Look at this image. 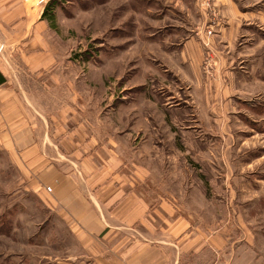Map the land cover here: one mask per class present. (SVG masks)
Returning a JSON list of instances; mask_svg holds the SVG:
<instances>
[{
    "label": "rangeland",
    "instance_id": "obj_1",
    "mask_svg": "<svg viewBox=\"0 0 264 264\" xmlns=\"http://www.w3.org/2000/svg\"><path fill=\"white\" fill-rule=\"evenodd\" d=\"M232 1L236 19L218 0H58L55 27L31 30L16 95L92 142L107 230L92 238L45 204L0 143V264H129L135 245L175 255L192 239L264 264V0Z\"/></svg>",
    "mask_w": 264,
    "mask_h": 264
},
{
    "label": "crops",
    "instance_id": "obj_2",
    "mask_svg": "<svg viewBox=\"0 0 264 264\" xmlns=\"http://www.w3.org/2000/svg\"><path fill=\"white\" fill-rule=\"evenodd\" d=\"M31 1L0 0V46L3 47L0 53V79L1 77L4 79L3 83H0V143L4 144L10 156L19 161L18 163L14 160L17 166L22 165L25 169H29L28 172L33 178V182H37L34 183L35 188H32H40V191L41 189L45 191L38 194L44 203L46 197L42 195L49 192L51 196H48L51 197V202L59 212L66 217H70L74 222L73 224H77L82 231L84 230L92 238H96L98 232L100 235L107 230V225L103 222V219H100L99 212L96 210L98 205L96 202H99L101 197L97 193L91 194L95 182L93 178L88 177L90 159L93 158L89 155L88 148L93 150L92 142L87 139L86 149L81 147L77 141L75 144L74 136L78 133V128L72 127L64 130L62 129L63 124H60V128L57 127L56 117L59 116L57 113L54 115L41 114L42 112H40L35 102L28 96L16 95V92H18L14 86L17 82L16 72L25 71L24 69L31 71L28 67L31 68V65L35 64L31 63V50L28 48L32 38L31 30L36 32V29L43 27L45 22L41 19V11L38 16H32V10L26 6V3ZM41 1L39 0L38 3ZM218 1H221L220 5L218 4L221 7L227 5L233 19L238 17V14L235 13L234 6L236 5L232 0ZM33 36L35 39V34ZM196 43L197 45L200 44L199 42ZM188 44H191L190 39L184 44L183 53L180 54L183 66L188 58L184 53ZM11 56L12 60L10 59ZM198 57L199 55L196 53L195 66L196 63L198 64ZM75 98L77 99V97ZM19 99L21 100L19 101ZM32 104L35 106L31 107ZM35 108H38V111ZM49 126L52 127L51 134L49 133ZM73 130L76 131L75 134ZM63 135H66L67 138L62 139L61 136ZM79 150L86 151V154L79 156ZM68 164L79 167V169L73 168L74 171L71 172H69L70 170H62V168L70 166ZM44 187H49L48 191ZM188 243L189 246L187 245L184 248L173 244L172 246L176 248L175 255H170L163 248L167 245L166 242L135 245L133 247L140 248L132 254L129 264L240 263L239 255L234 256L235 251L230 253L233 248L223 255L224 243L222 241L207 242L192 239ZM233 244L237 245L236 248L239 247L237 241ZM181 253H188V255L182 257ZM185 258H188L190 263L184 261ZM196 258L198 260L193 261ZM246 264H249V262L246 261Z\"/></svg>",
    "mask_w": 264,
    "mask_h": 264
},
{
    "label": "trees",
    "instance_id": "obj_3",
    "mask_svg": "<svg viewBox=\"0 0 264 264\" xmlns=\"http://www.w3.org/2000/svg\"><path fill=\"white\" fill-rule=\"evenodd\" d=\"M58 3V0H50L41 14V19L44 20L50 28L55 27V16L53 14L54 8ZM4 79L1 77L0 83H3Z\"/></svg>",
    "mask_w": 264,
    "mask_h": 264
},
{
    "label": "built area",
    "instance_id": "obj_4",
    "mask_svg": "<svg viewBox=\"0 0 264 264\" xmlns=\"http://www.w3.org/2000/svg\"><path fill=\"white\" fill-rule=\"evenodd\" d=\"M2 50H3V47L1 46V47H0V53L2 52Z\"/></svg>",
    "mask_w": 264,
    "mask_h": 264
}]
</instances>
